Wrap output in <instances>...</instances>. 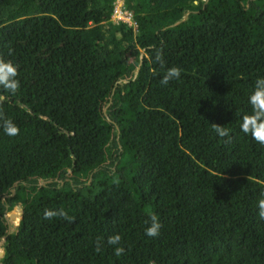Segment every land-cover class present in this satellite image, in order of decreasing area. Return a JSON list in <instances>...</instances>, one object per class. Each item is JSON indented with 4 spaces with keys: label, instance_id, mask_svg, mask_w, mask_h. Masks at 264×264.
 Here are the masks:
<instances>
[{
    "label": "trees",
    "instance_id": "trees-1",
    "mask_svg": "<svg viewBox=\"0 0 264 264\" xmlns=\"http://www.w3.org/2000/svg\"><path fill=\"white\" fill-rule=\"evenodd\" d=\"M123 1L136 25L112 19L115 0H0L20 81L0 89L20 129L0 127V239L22 204L0 264H264V146L240 127L264 77V0Z\"/></svg>",
    "mask_w": 264,
    "mask_h": 264
},
{
    "label": "clouds",
    "instance_id": "clouds-1",
    "mask_svg": "<svg viewBox=\"0 0 264 264\" xmlns=\"http://www.w3.org/2000/svg\"><path fill=\"white\" fill-rule=\"evenodd\" d=\"M11 54V52H10ZM156 60L160 63H163V56L160 52H157ZM19 76V69L16 64L11 60H5L0 57V89L4 91L15 94L20 88V81L17 79ZM181 77V69L179 67L168 68L164 76L162 77L160 83L162 85H168L170 81L179 80ZM4 97L0 96V100H3ZM248 103L251 106V113L244 115L241 122V131L245 134H250L251 137L260 145L264 146V77L258 78L255 81L254 89L251 92ZM0 120L2 124L0 127H3L4 132L10 136H17L20 132L19 127L10 119H3L0 115ZM213 130L217 133L219 137H229V129L219 125L212 124ZM230 139V137H229ZM258 216L261 219H264V199L258 201ZM54 217H60L64 220L71 223L75 220L74 217H70L64 209L59 210H45L44 218L52 219ZM161 223L155 215L151 216V224L146 228L145 234L150 237H158L160 235ZM121 236L115 234L109 236L107 243L109 245H118L114 248V254L117 257H120L124 254L125 248L121 245ZM102 241L98 238L96 241L95 251H101Z\"/></svg>",
    "mask_w": 264,
    "mask_h": 264
},
{
    "label": "water",
    "instance_id": "water-1",
    "mask_svg": "<svg viewBox=\"0 0 264 264\" xmlns=\"http://www.w3.org/2000/svg\"><path fill=\"white\" fill-rule=\"evenodd\" d=\"M187 17H188V13L185 14V16L183 17V19L176 21L174 24L179 23L180 21L186 19ZM112 94L110 95V102L112 100ZM12 192H13L12 194H15L16 193V187H13L12 188ZM21 216H22V204L21 203H18V205L15 207V209L13 211H10L9 212V215L7 214V219H8L7 220V223H8V233H10L15 228V226L18 225ZM16 218H18V222L15 221ZM7 234L4 235L0 239V258L5 254V248L3 247V245H4V242L7 239Z\"/></svg>",
    "mask_w": 264,
    "mask_h": 264
},
{
    "label": "built area",
    "instance_id": "built-area-1",
    "mask_svg": "<svg viewBox=\"0 0 264 264\" xmlns=\"http://www.w3.org/2000/svg\"><path fill=\"white\" fill-rule=\"evenodd\" d=\"M112 19L117 22L125 21L128 22L129 24L136 25L133 11L124 6L123 0H115L112 11Z\"/></svg>",
    "mask_w": 264,
    "mask_h": 264
},
{
    "label": "rangeland",
    "instance_id": "rangeland-1",
    "mask_svg": "<svg viewBox=\"0 0 264 264\" xmlns=\"http://www.w3.org/2000/svg\"><path fill=\"white\" fill-rule=\"evenodd\" d=\"M8 215H9V212H8Z\"/></svg>",
    "mask_w": 264,
    "mask_h": 264
}]
</instances>
